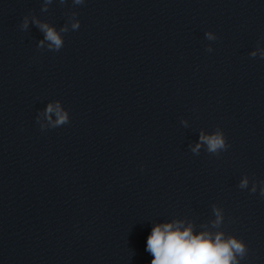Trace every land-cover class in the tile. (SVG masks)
Instances as JSON below:
<instances>
[{
  "label": "clouds",
  "instance_id": "1",
  "mask_svg": "<svg viewBox=\"0 0 264 264\" xmlns=\"http://www.w3.org/2000/svg\"><path fill=\"white\" fill-rule=\"evenodd\" d=\"M63 4L65 0H60ZM77 5H82L85 0H73ZM52 0H44L45 6L41 11H47V5L51 4ZM33 23L44 33V40L38 44L39 48H43L44 41H48V48L50 51H59L63 45L64 40L60 33H67L68 27L64 26L60 32L50 26L46 22H41L38 19H33ZM22 30L28 27V18L24 17L20 25ZM72 30L80 28V22L75 21L71 25ZM209 40L215 39L212 33H206ZM211 51V49H207ZM257 53L252 52L251 56L256 57ZM260 57L264 58V52L260 53ZM55 113L56 120L52 122L51 114ZM45 117L51 122L52 127H57L68 123V114L64 112L59 102L48 104L45 112ZM43 128V125L41 126ZM201 144L207 145V151L212 154H218L219 151H226L229 145L226 144L225 137L222 132L217 131L211 135L200 134V143H197L191 151L198 155ZM248 184L247 178L243 179L239 187L246 188ZM255 193L256 188L253 186L252 190ZM260 195L264 197V188L261 189ZM217 212V223L220 216ZM153 256L151 264H238L237 256L243 258L246 254V247L244 243L234 237H229L227 240L222 239V234H216L213 240L208 233H200L194 235L191 226L181 230L179 222L172 224L156 225L153 227L151 234L147 238V249Z\"/></svg>",
  "mask_w": 264,
  "mask_h": 264
}]
</instances>
